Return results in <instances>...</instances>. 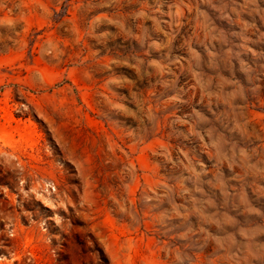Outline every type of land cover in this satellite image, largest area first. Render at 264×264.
<instances>
[{"label":"rangeland","instance_id":"rangeland-1","mask_svg":"<svg viewBox=\"0 0 264 264\" xmlns=\"http://www.w3.org/2000/svg\"><path fill=\"white\" fill-rule=\"evenodd\" d=\"M0 264H264V0H0Z\"/></svg>","mask_w":264,"mask_h":264}]
</instances>
